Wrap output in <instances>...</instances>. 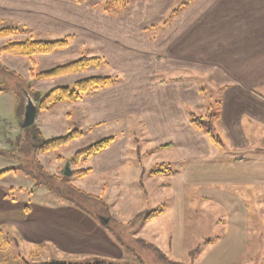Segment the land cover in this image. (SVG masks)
<instances>
[{
  "label": "crops",
  "instance_id": "crops-1",
  "mask_svg": "<svg viewBox=\"0 0 264 264\" xmlns=\"http://www.w3.org/2000/svg\"><path fill=\"white\" fill-rule=\"evenodd\" d=\"M108 1L0 0V29H17L16 35L35 41L72 36L69 49L76 60L100 58L109 77L118 78L114 85L78 102L38 111L36 126L48 136L71 120L85 134L81 138L88 132H110L109 138L115 141L87 162L90 171L85 176L99 178L93 186L99 196L80 190L106 200L108 192L111 196L126 192L124 182L133 176L147 182L149 192H154V205L148 208L159 204L158 196L166 197L165 208L155 209L161 214L144 220L156 225L148 236L156 242L162 233L166 238L162 243L175 258L186 253L188 190L189 202L198 199L206 214L216 209L224 212L225 220L216 218V222L226 232L206 242L194 264H232L247 244V202L254 206L262 201L264 213V0H195L166 26L170 13L185 0H130L124 9L105 6ZM40 56L47 59L52 54ZM202 74L225 87L219 117L214 119V134L217 131L221 145L192 123L193 116H202L205 104L204 78L198 81ZM208 86L205 82L207 91ZM32 88L41 96L50 92ZM24 112L23 106L22 117ZM15 129L24 131L20 125ZM165 153L176 159H165ZM68 160L62 157L57 162L63 165L60 173L64 176L68 174L65 167H70ZM160 165L173 173L153 174ZM10 200L17 201L0 191V213L10 211L12 205L20 207ZM27 210L22 217L25 222L15 229L30 241L53 239L48 232L43 234V225L32 226L41 216L50 218L56 230L59 226L50 242L58 245L61 237L68 236V224L53 217L69 213L68 204ZM121 214L117 209L108 223ZM168 214L171 222L161 226L159 221ZM94 247L106 246L98 242Z\"/></svg>",
  "mask_w": 264,
  "mask_h": 264
},
{
  "label": "rangeland",
  "instance_id": "rangeland-1",
  "mask_svg": "<svg viewBox=\"0 0 264 264\" xmlns=\"http://www.w3.org/2000/svg\"><path fill=\"white\" fill-rule=\"evenodd\" d=\"M181 1L183 0H178L179 3ZM15 33L0 37V91H3L0 93V172L10 170L0 177V191H5L7 197L10 199H16L17 201H10L18 202L20 207L12 205L10 211L0 213V223H3L4 226L0 234V264H21L17 259V255L20 254L30 259L32 252L37 254L34 258H31L35 263L61 260L73 264H94L97 261L99 264L103 262L117 264H194L195 259L198 261L206 242L214 241L219 235L226 232L225 228L218 227L216 222V218L225 220L226 214L224 212L216 209L210 213L211 215L206 214L204 212V205L199 202L198 199L193 197V199H191L193 202H189L188 190V204L184 215V222L187 228V236L184 245L186 253L181 259L175 258L174 255L168 251L167 246L162 243L163 241L166 243V238H164L162 233L157 238L156 242L148 236L154 232L156 225L154 223H145V217L151 211H155V209L160 207L165 208L164 204L166 202V197L158 196L156 201H158L159 204H155V206H150L148 208L149 204L154 205L152 199L154 192H149L150 186L147 182L138 179V176L131 177L129 181L124 182L127 193L123 191L121 195L111 196L108 192L107 198L104 200V204L106 205H104L99 201L89 200L71 189L75 187L79 190L83 189L90 194L99 196V194H95L96 188H93V186H95L94 184L99 183L98 177L89 175L77 178L74 176V172L76 171L89 169L88 163L78 167L72 165L68 168L65 167V169H67V171L65 170L66 173H69L66 174L67 176H64L63 172L60 173L61 169H64L62 168L63 165L57 166V162L60 160L59 157H69L70 159L77 152L111 137L112 134L110 132H103L100 134L104 135L102 136L103 138H98L100 135H93L91 134L92 132H88L87 134L89 135L81 138L85 134L78 131V128L76 129V125L72 120L70 122L68 121L67 125L57 128V132H52L51 134H53V136H48V133L45 132L46 134H41L42 137H40V135L37 137L36 132L33 133L35 128H32L29 134L26 135H24L23 132L20 133L15 131V127L19 125V112L22 111L23 108V105H21L23 99V94L21 93H23V91L19 89L20 81H25V83L28 84L27 87H31L32 90V87H36L45 92H51L56 88H73L76 83L82 81L80 79L83 77H89L87 79L110 78V73L103 67V64H101V59L94 58L99 59L100 62L83 71L48 79H39L36 75L49 72L57 67L65 66L80 60H76L75 53L71 52L72 49H69L72 44V36L70 37L71 40L67 47L57 49L51 53H46L45 55L52 54V56L44 59L45 57L41 58L40 56L44 54H35L32 58H28L3 52V48L8 44L33 40L32 38L25 39V37L16 35ZM62 51L65 53L63 52L62 54ZM4 68L10 70V72H7ZM22 75L31 79V81L34 79L35 82L33 81L31 84V81L26 80ZM75 78L79 79L75 80ZM199 78L200 80L204 78L202 80L203 88L205 82L209 85L208 91L204 89L205 104L202 112H200L203 121H208L210 119L209 116L213 112L217 115L215 119H218L222 92L225 87L219 86L214 82L213 78L205 75L203 76V74L202 76H198V81ZM61 82L63 83L62 85H60ZM210 87L213 88V90ZM49 93H47V95ZM45 96H41V99ZM63 102L68 103V101ZM53 106L49 109L51 110ZM38 111H40V107ZM69 113L71 114V111ZM212 119L214 122V118ZM206 126H208L207 123ZM205 131L206 130H202L201 132L211 138ZM73 132H79L82 136L73 139L69 144L61 146L56 150L42 153L37 151V149H22L24 142H32L33 139H36V143L42 145L45 142H50L55 139L66 138ZM216 132L217 131H215V134ZM21 149L23 151H21ZM133 157H137V152L134 153ZM164 157L165 159H174L176 156L172 153H165ZM180 166H183V164H180ZM66 177L67 180L62 179ZM260 200H262V198H260ZM65 204H68L70 212L64 211L63 217L61 213H56V215L53 216L59 221L63 218L65 223L68 224L66 228L68 236H65L64 239L61 237L58 245L52 243V240H55L54 237L59 226H57L56 230L48 217L41 216L37 218V220H34L32 223V226L43 225V234L48 232V235H51L53 239L47 238L41 240L39 238H34V242H32L23 235L20 229H15L17 226L20 227V222H25L22 220V217L26 215L28 211L27 208L36 206H42L43 208L59 207ZM247 204L250 211L247 244L244 247L242 256L232 264L263 263L264 213L262 212L261 206L263 203L261 201V205H258L257 202H254L257 212L254 211L256 209H254L252 202L248 201ZM84 209L91 214L84 212ZM117 209L121 211V216L112 220L111 223L103 224V227L101 223L102 219L106 218L108 220ZM258 209L259 211L261 210L260 213ZM72 210L79 212L76 214H80V216L76 215ZM80 210H84V213ZM169 219H171V216L168 214L159 221V224L162 226V224L170 223L171 221ZM93 224L97 227L94 228ZM159 231L160 230L157 232ZM82 233L84 234L83 236H81ZM104 234L106 236L109 235L108 238H102L101 236ZM98 242H104L106 247H94ZM110 242H112L113 245ZM108 243L110 245H108ZM117 243L120 248L117 247ZM112 257L115 260L110 259Z\"/></svg>",
  "mask_w": 264,
  "mask_h": 264
},
{
  "label": "trees",
  "instance_id": "trees-1",
  "mask_svg": "<svg viewBox=\"0 0 264 264\" xmlns=\"http://www.w3.org/2000/svg\"><path fill=\"white\" fill-rule=\"evenodd\" d=\"M78 2H83V0H76ZM195 0H185L179 7L174 9L167 20L164 22V25L166 26L171 22L176 16H178L180 13H182L186 7H188L190 4H192ZM130 3V0H110L108 1L105 6H114L116 8H121L124 9L128 6ZM13 28H4L0 29V37L13 34L17 29L11 30ZM71 38L66 37L64 39L56 40V41H51V42H46V41H33L29 40L27 42H20V43H11L8 44L3 48V52L12 54V55H18V56H23V57H28L32 58L35 54H46V53H51L57 49L65 48L69 45ZM99 59H94V58H83L78 61L72 62L68 65L57 67L49 72L36 75L37 78L39 79H48V78H53L56 76L60 75H65V74H70V73H75V72H80L88 67L95 65L96 63H99ZM7 70V72H10V70L4 68ZM15 74V73H13ZM118 82V78H90L87 80H82L78 83L75 84L73 88L69 87H62V88H56L55 90L51 91L48 95H46L44 98L41 99V95L34 92L31 87L28 88V84L25 83V81H20L19 82V89L23 91V99L21 101V105L24 106L25 109V96L26 94L30 95L34 101H36L39 104L40 110L41 111H47L51 106H53L56 103H60L63 101H68V102H76L80 99H82L84 96L88 94L95 93L99 89L106 88L110 85H114L115 83ZM21 91V92H22ZM3 91H0V93ZM202 92L205 94L204 88H202ZM23 109V108H22ZM24 114V113H23ZM217 115L214 114V112L209 116L210 119L208 121H203L202 116H193L192 117V123L201 131L206 130L205 133L211 136L212 140L215 143H219L221 145L220 139L214 134V122L213 119H215ZM18 118H22V111L19 112ZM206 123L208 126H206ZM32 128H35L36 136L42 137L39 128L35 125L30 128H27L23 131L24 135L29 134V131H31ZM82 136L81 133L79 132H73L72 134L68 135L66 138H60V139H55L50 142H45L42 145H38L36 142V139H33L32 137V142H24L22 149H37V151H40L42 153L50 152L52 150H56L61 146L67 145L70 141L73 139ZM36 137V138H37ZM115 141V138H108L105 140H102L96 144H93L86 149H83L79 152H77L72 158L68 160L70 165L78 167L80 165L86 164L91 158H93L95 155L99 154L106 148H108L113 142ZM21 149V151H23ZM59 159H62L59 157ZM10 170H5L0 172V177H2L4 174L9 172ZM90 170L87 169H82L80 171L74 172L75 177H82L85 176ZM172 171L167 170V166L165 165H160L157 166L153 174H161V175H169L172 174ZM66 179V178H62ZM75 193H78L80 195L85 196V198L89 200H94V201H99L104 204V198L103 197H95L89 194H86L85 192H82L78 190L75 187L71 188ZM106 205V204H104ZM106 207V206H105ZM80 208V207H79ZM86 212H88L86 209H84ZM90 213V212H88ZM91 214V213H90ZM161 214V210H156L148 213V215L145 217V221L151 220L154 217H157ZM1 234V232H0ZM211 242V241H210ZM37 254L34 252L31 253L30 259L26 258L22 255H17V259L20 261L21 264H73L68 261H52V262H45V263H35L34 260H31V258H34ZM94 264H99L98 261ZM101 264H117V263H106L103 262Z\"/></svg>",
  "mask_w": 264,
  "mask_h": 264
},
{
  "label": "water",
  "instance_id": "water-1",
  "mask_svg": "<svg viewBox=\"0 0 264 264\" xmlns=\"http://www.w3.org/2000/svg\"><path fill=\"white\" fill-rule=\"evenodd\" d=\"M25 101V112L23 117L18 121L22 129L30 128L36 124L39 109L38 103L34 101L29 95H26Z\"/></svg>",
  "mask_w": 264,
  "mask_h": 264
}]
</instances>
